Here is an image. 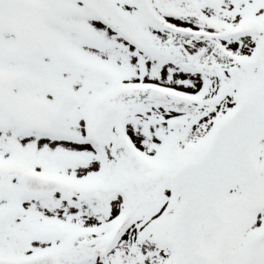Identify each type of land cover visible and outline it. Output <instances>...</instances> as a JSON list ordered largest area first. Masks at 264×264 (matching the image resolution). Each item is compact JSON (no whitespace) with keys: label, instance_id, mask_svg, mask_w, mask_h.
<instances>
[{"label":"snow or ice","instance_id":"6c2138e0","mask_svg":"<svg viewBox=\"0 0 264 264\" xmlns=\"http://www.w3.org/2000/svg\"><path fill=\"white\" fill-rule=\"evenodd\" d=\"M0 264H264V0H0Z\"/></svg>","mask_w":264,"mask_h":264}]
</instances>
